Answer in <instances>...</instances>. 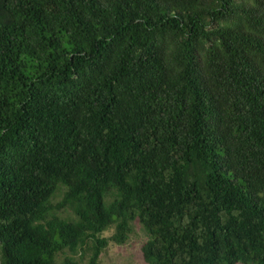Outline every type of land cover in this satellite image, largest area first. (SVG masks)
I'll use <instances>...</instances> for the list:
<instances>
[{
	"label": "trees",
	"instance_id": "1",
	"mask_svg": "<svg viewBox=\"0 0 264 264\" xmlns=\"http://www.w3.org/2000/svg\"><path fill=\"white\" fill-rule=\"evenodd\" d=\"M135 220L146 264H264V0H0V264Z\"/></svg>",
	"mask_w": 264,
	"mask_h": 264
},
{
	"label": "rangeland",
	"instance_id": "2",
	"mask_svg": "<svg viewBox=\"0 0 264 264\" xmlns=\"http://www.w3.org/2000/svg\"><path fill=\"white\" fill-rule=\"evenodd\" d=\"M62 192V188L56 192L52 198L53 203L61 198ZM59 215L64 218L74 219V214L68 208L61 210ZM131 226L132 231L124 243L117 244L110 241L107 247L104 248L100 254L101 264H146L143 259L141 247L142 244L147 240L148 235L137 220L133 221ZM113 232L114 227H108L102 233V236L109 237ZM65 255H69V253L65 251L63 254H58L57 261H60ZM78 256L79 254L74 255L76 259H78Z\"/></svg>",
	"mask_w": 264,
	"mask_h": 264
}]
</instances>
